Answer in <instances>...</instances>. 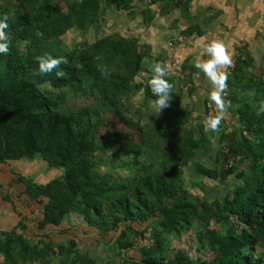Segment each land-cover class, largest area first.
<instances>
[{"label": "trees", "instance_id": "trees-1", "mask_svg": "<svg viewBox=\"0 0 264 264\" xmlns=\"http://www.w3.org/2000/svg\"><path fill=\"white\" fill-rule=\"evenodd\" d=\"M129 1L106 3L128 9ZM190 1L177 0L175 6L184 11ZM101 2L0 0V19L7 22L4 31L10 49L0 54V164L38 156L49 169H62L61 175L45 184L23 175L15 177L14 182L24 186L22 193L42 205L37 229L59 227L70 214H78L86 225L98 230L101 240L111 234L117 264H264V111L260 110L264 81L258 78L251 83L250 79L240 85L253 87L250 103L240 104L236 111L240 131L249 135L238 136L239 129L227 134L229 158L239 157L237 163L247 161L248 169L234 173V167H226L223 176L234 174L238 183L221 200L209 202L193 195L185 187L184 156L176 153L164 161L161 153L166 151L161 150L153 163L148 159L151 150L145 149L142 129L122 115V96L142 70L146 56L138 41L110 35L70 50L63 45L62 37L68 31H86L98 23ZM192 33L187 28L183 36ZM45 53L66 57L68 63L42 74L37 57ZM240 55L225 74L226 90L243 82L251 67V60ZM102 65L110 70L108 77L98 70ZM151 76L142 86L148 100L153 98L148 85ZM169 76L167 73L165 79L171 82ZM44 84L54 90L42 89ZM68 92L88 104L69 106ZM110 113L123 124L139 128L141 145L134 142L132 132L112 128L101 134ZM190 114V109L178 111L156 121L155 130L174 133L187 123ZM110 149L132 159L130 166L125 165L131 172L127 179L100 173ZM195 172L210 180L219 178L217 169L197 165ZM19 216L12 230L0 232V264L42 263L54 253L68 256L67 264H93L88 256L79 255L74 239L55 248L51 234L44 233L33 244L25 236V217ZM153 219L157 222L150 232L151 243L139 245L137 240H145L147 231L138 232L132 224ZM193 228L198 249H207L211 257L190 258L182 249L169 254L165 238ZM133 249L140 251L139 260L125 255Z\"/></svg>", "mask_w": 264, "mask_h": 264}, {"label": "rangeland", "instance_id": "rangeland-1", "mask_svg": "<svg viewBox=\"0 0 264 264\" xmlns=\"http://www.w3.org/2000/svg\"><path fill=\"white\" fill-rule=\"evenodd\" d=\"M103 5L104 4H102L100 8H102ZM142 7H145V5ZM126 20L127 17L123 12H116V10H114L111 12V18L106 21L108 23L101 24V18L99 16L98 23L88 28L86 31H79L77 29L68 31L62 37L63 45L65 49L70 50L75 47L87 46L106 36L127 35L129 30L127 28ZM169 28H171L170 34L172 31L176 34L172 37L166 38L167 34L158 33L156 35L155 55L153 57V59H156V62H160L165 68L169 62L166 51L167 42L179 36L183 37V32L185 31V28H179L177 19L175 20V18L170 22ZM184 38L187 37L184 36ZM176 43L177 41L174 44ZM237 51L241 54L240 56H244V58L247 57L251 60V67L246 71L243 76V82L238 86L227 90L223 87L218 90L217 106H219V108L216 107V109L223 110L226 109V107L228 108L225 110L227 112L226 119H220V123L215 131L210 130L206 123L208 119L215 118L214 108L210 102H208V105L205 107V123L199 127L191 128L186 123L176 132L169 134H166L164 129L161 128L155 130L157 127L156 121L160 122L164 120V118L167 119V117L172 116L178 111L191 110L189 93L192 85L190 82L191 80L189 79L190 74L188 67L186 65H184L185 68H183L184 66H180V74L183 80L180 81L173 76L168 77L171 80L170 83L173 85L174 93L171 94L172 98L169 102V107L163 109L160 114H154L149 107L151 99L148 100L143 97L142 86L146 78L152 74L151 69H149L150 62L144 61V65L142 63V70L132 80L130 90L122 96V115L125 119H128L135 125H139V128L142 129L146 138L145 144L147 148L145 149L151 150V153L148 152V159L155 163L156 152H160L161 150L162 152L163 150L166 151V153L160 152L163 155L162 158L164 161H168L170 158L174 157L176 153L179 156H184L181 162V164L184 165L181 168L186 189L191 194L197 195L209 202L223 199L225 194L232 190L236 183H238V180L234 179V174H231L228 177L223 176L226 167H234V173L240 170H246L249 167L247 161L239 163L233 161L230 164L226 150L229 140L227 139V134L240 128L236 115L239 105L245 102L250 103V100L253 98V87H242L240 85H245L250 79L252 80L251 83L257 82L258 78H261L264 81V61L258 52L254 53L249 49L245 50L241 46L238 47ZM231 67L232 66L229 68ZM41 88L54 90L48 84L42 85ZM88 102V100L81 98L72 92L67 93V103L71 107L80 108L88 104ZM112 128L127 133L132 132L134 134V142L141 145L143 137L138 131L139 128L136 126L133 128V126L129 127L128 125L123 124L120 119L110 113L107 115L105 125L100 130L101 134ZM145 133H147V135L150 134L147 136ZM246 133L247 132H242L239 129L238 136L249 135ZM35 159L41 164L40 172L44 169L48 172L45 173L43 171V177L40 180L41 182L47 183L61 175L62 169H49L46 163L44 161L42 162L38 156L29 161ZM103 160L104 163L99 167L100 173L108 174L121 180H125L131 175L129 170L130 167H125V165L130 166V161L132 159L124 154L110 149L103 157ZM139 160L144 162L143 159ZM43 163L44 165H42ZM197 165L203 166L205 169H217L219 173L218 180H210L196 174L195 168ZM23 209L26 211L24 215V224L27 228V230H25V236L33 244L38 243L44 233H49L51 234L50 238L52 239L55 248L57 245H66L69 239H74L76 241V248L79 255L88 256L93 264H117L119 262L118 256L114 254V251L111 248V241H113V239H111V234L105 236L104 240H101L98 230L86 225L80 215L70 214L59 227L47 226L43 230H38L37 221L42 218V205L31 200V203H24ZM156 222V219H153L143 224H132V227L138 232L142 230L147 231L145 234V240H137L139 245H148L151 243L150 232L152 228L156 227ZM212 226L215 228L218 227L217 224H212ZM194 232L195 230L193 228L181 234H175L172 237L167 236L164 242L165 246L168 248L169 254H173L176 250L182 249L190 258L201 257L203 259H209L211 255L207 249H198ZM125 255L138 260L142 257L140 251L137 249L125 252ZM66 258L70 259L66 255L54 253L45 260L46 262L33 264H67L68 262ZM1 262L2 257L0 256V263Z\"/></svg>", "mask_w": 264, "mask_h": 264}, {"label": "crops", "instance_id": "crops-1", "mask_svg": "<svg viewBox=\"0 0 264 264\" xmlns=\"http://www.w3.org/2000/svg\"><path fill=\"white\" fill-rule=\"evenodd\" d=\"M129 2L128 9H116L114 6H108L106 0H103L100 23H108L106 21L111 18V12L114 10L123 12L127 17L129 32L122 36L138 41L140 48L146 53L143 65L144 61L150 62L149 69L156 63V59H153L156 35L163 33L169 38L176 34L173 31L170 34L171 28H169L174 18L177 19L179 28L193 30L191 36L187 38L183 36V47L178 44L175 47L177 68L180 70V66L186 65L191 78L192 87L189 93L191 114L187 125L196 128L205 123V107L208 102L213 105L215 118L226 119L225 110L228 107L223 110L216 109L219 108L218 93L216 98H213V86L210 80L195 67V63L197 60L205 62L209 59L204 46L212 41H222L231 59L230 64L217 67L218 73L227 74L229 66L238 55L239 46L254 53L258 52L264 61V0H191L187 10L184 11L175 6L177 0H130ZM143 5L145 7H142ZM170 75L176 77L174 74L170 73ZM40 167L41 164L36 159L7 161L0 164V186H2L0 187V232L12 230L21 218L19 213L21 215L26 213L23 209L24 203H31V200L22 193L24 186L14 182L16 175L32 178L37 183H46L40 180L43 171L46 173L47 170L40 172ZM5 196H8L9 200H5Z\"/></svg>", "mask_w": 264, "mask_h": 264}, {"label": "clouds", "instance_id": "clouds-1", "mask_svg": "<svg viewBox=\"0 0 264 264\" xmlns=\"http://www.w3.org/2000/svg\"><path fill=\"white\" fill-rule=\"evenodd\" d=\"M8 27L6 20L0 19V54H7L9 52V41L6 38L5 29ZM209 59L205 62L197 60L195 67L203 72L210 80L213 86L212 96L216 98L219 89L225 87V81L227 76L224 73H218L216 71L218 66L228 65L231 63L230 56L225 50V46L222 41H212L204 46ZM38 71L42 74L51 73L53 69L57 68L60 64H67L66 57H53L52 55L45 53L37 57ZM103 77H108L110 70L106 65L99 66ZM152 76L148 81L149 89L153 98L150 100V110L154 114H160L163 109L169 107L171 100V94L173 92V85L165 79L167 75L166 68L160 63L156 62L151 66ZM261 111H264V103L261 104ZM210 130L215 131L220 123V118H212L206 121Z\"/></svg>", "mask_w": 264, "mask_h": 264}, {"label": "built area", "instance_id": "built-area-1", "mask_svg": "<svg viewBox=\"0 0 264 264\" xmlns=\"http://www.w3.org/2000/svg\"><path fill=\"white\" fill-rule=\"evenodd\" d=\"M182 1H185V0H182ZM182 40H183V37H180V36L176 37L175 39H171V40H169L167 42V47H166V51H167V55H168V59H169V62L166 65V70H167L168 74H170V73L174 74L180 80H183V79H182V76L180 74L181 72H180L179 68H177V64H176V61H175V47L177 46V44L183 47L184 46V41H182ZM176 41H177V43L174 44ZM230 66L233 67V64L230 65ZM231 68H228L227 73L229 72V69H231ZM238 159H239V157H230L228 159V161L231 164L233 161H236Z\"/></svg>", "mask_w": 264, "mask_h": 264}]
</instances>
